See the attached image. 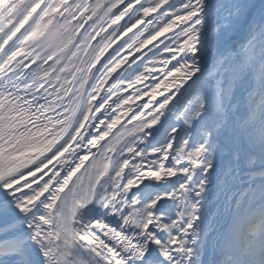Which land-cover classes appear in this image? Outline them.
Here are the masks:
<instances>
[{
  "label": "snow or ice",
  "instance_id": "1",
  "mask_svg": "<svg viewBox=\"0 0 264 264\" xmlns=\"http://www.w3.org/2000/svg\"><path fill=\"white\" fill-rule=\"evenodd\" d=\"M0 264H264V0H0Z\"/></svg>",
  "mask_w": 264,
  "mask_h": 264
},
{
  "label": "bare ground",
  "instance_id": "2",
  "mask_svg": "<svg viewBox=\"0 0 264 264\" xmlns=\"http://www.w3.org/2000/svg\"><path fill=\"white\" fill-rule=\"evenodd\" d=\"M158 99H162V97H159ZM142 103V102H141Z\"/></svg>",
  "mask_w": 264,
  "mask_h": 264
}]
</instances>
